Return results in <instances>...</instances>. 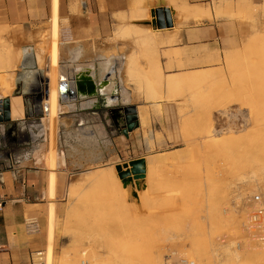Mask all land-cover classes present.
<instances>
[{
    "label": "rangeland",
    "instance_id": "obj_1",
    "mask_svg": "<svg viewBox=\"0 0 264 264\" xmlns=\"http://www.w3.org/2000/svg\"><path fill=\"white\" fill-rule=\"evenodd\" d=\"M168 3L176 15L177 33L188 32L196 61L200 62L187 68L162 65L163 74L188 69L186 72L202 75L178 86H161L160 99L154 95L150 101L145 97L142 80L148 65L137 66L136 75L127 76L132 92L143 105L139 126L127 136L121 129L108 130L99 139L98 147L91 145L95 140L89 136H79L77 154L73 147L74 130L69 129L67 136L64 130L60 134V116L71 115L68 107L62 109L68 110L66 114L65 111L60 114L59 107L54 116L53 141L47 119L42 121L46 128L40 151L45 155L47 177L43 222L46 247L50 224L53 232L52 264H79V260L94 259V255L98 256L97 264H148L161 242L177 238L185 240L183 252L162 250V264H180V259L198 264L189 255L186 235L210 241L212 251L208 255L213 264H252L245 260L249 254L255 264H264V151L250 148L256 147L260 138L249 115L252 111L264 112V32H247L238 27L240 23L264 20V0H169ZM68 13L81 15L84 20L89 18V9L78 0L75 6L70 5ZM51 18L46 31L40 28L35 37V52L42 59L40 65L47 64L49 41H55ZM58 24L67 28L71 23L65 16ZM75 39L89 40L85 33L77 34ZM22 51L19 50L20 58ZM241 74L252 81L242 80L238 84ZM140 83L143 84L138 88ZM232 110L239 112L233 116ZM36 127L39 130L37 122ZM214 133H219L223 140L236 137L240 150L246 152L236 162L233 159L234 166L229 170L226 163L225 170L216 168L219 155L224 157L221 145L227 140L216 144L219 137ZM41 138L37 131L36 141ZM75 157V161L81 158L82 164L66 169L65 160ZM142 157L146 176H131L124 185L115 165ZM51 170L56 174L54 195L48 186ZM97 170L110 171L105 181L90 178ZM81 250L84 255H79ZM46 251L45 248L44 264ZM75 252L78 260H72ZM227 258L233 263L227 262Z\"/></svg>",
    "mask_w": 264,
    "mask_h": 264
},
{
    "label": "crops",
    "instance_id": "obj_2",
    "mask_svg": "<svg viewBox=\"0 0 264 264\" xmlns=\"http://www.w3.org/2000/svg\"><path fill=\"white\" fill-rule=\"evenodd\" d=\"M78 1L84 2L85 8L89 9L86 20L81 15L68 13L70 5L75 6L77 0H56L58 20L68 16L71 23L67 28L58 24L57 48L60 52L57 77L63 74L81 83L92 82L96 93L90 95L96 101L93 105H82V99L70 100L67 97L60 103V114L67 113L68 110H62L63 107L67 109L66 103L71 104L68 107L71 115L60 116V134L61 130L65 135L69 129L74 130L75 154L79 152L76 146L79 136H89L95 140L91 141V145L98 147L99 139L105 137L108 130L121 129L124 121L120 108L123 106H136L140 124V108L143 105L132 92L127 76L131 56L137 66L148 65L156 56L161 65H176L179 56L181 63L194 60V44L189 40L187 31L171 36L175 24L161 30L151 25V10L171 8L169 0ZM52 4L53 0H0V75H14L13 89L5 94L0 89V98H9V121L0 122V264H33V253H44L46 248L43 215L47 177L45 155L40 151L45 142L41 138L46 128L42 126L45 116L41 118V126L37 123L40 127L37 130L32 98L34 93L43 91L46 78L50 80V59L47 64L40 65L35 52V37L40 28L42 32L46 31L52 17ZM156 30L160 42L156 45L144 44L146 34H154ZM83 33L88 34L89 40L75 39L77 34ZM64 34H68L69 38L66 39ZM51 44L49 41L50 47ZM20 49L31 53L24 59L25 66L22 55L19 60L12 58H16L15 54ZM12 65H15L14 69ZM80 66L90 67L82 71ZM30 71L33 75L29 81ZM173 72L169 70L168 74ZM101 80L108 81V84L101 88ZM36 88L38 91H35ZM18 96L21 115L15 116L12 103ZM37 131L40 141H36ZM117 135L121 137L122 134ZM69 160H65L66 169L82 164L81 158L78 161H75L76 157ZM59 183L61 186L62 181L59 180ZM29 218L38 224L34 232L26 227Z\"/></svg>",
    "mask_w": 264,
    "mask_h": 264
},
{
    "label": "bare ground",
    "instance_id": "obj_3",
    "mask_svg": "<svg viewBox=\"0 0 264 264\" xmlns=\"http://www.w3.org/2000/svg\"><path fill=\"white\" fill-rule=\"evenodd\" d=\"M168 8V7H167ZM170 9V13H171V19L174 25V19H175V13L174 11ZM151 14V12H150ZM152 17V15H151ZM53 19V35L55 36V41H53V43L51 44V51H50V69H49V92H48V97L44 98L42 101V107L44 108L46 114L48 115L47 118L45 117L44 119H47V128L48 133L50 135L51 141L54 140V135L56 132L55 129V119L54 116L57 113L58 108L60 107V103H62L64 101V96L62 94V92L67 91L68 88H70L71 90H74L75 86H76V82H79L78 80L75 81L72 78H66L63 74H59L57 77V67H58V53H57V42H56V36H57V21H58V10H57V3L56 0H53V4H52V18ZM151 20H153V17L151 18ZM152 25V24H151ZM172 25V26H173ZM171 26V27H172ZM171 27H163V28H156L155 29H166V28H171ZM175 29L172 31L173 34H171V36H173L174 34L177 33V28L175 26H173ZM238 27L244 31H258L264 32V20H256V22H250V23H240L238 24ZM147 36H145L143 43H147V44H158L160 42V37H159V33L156 30L155 33H151V34H146ZM150 52V51H149ZM30 55L31 53H27V51L24 49L22 51V60H23V64L25 66V58L27 55ZM37 58L41 61V56H39L38 54ZM15 57H12L14 60L15 59H20V52L17 51V53L15 54ZM11 58V57H10ZM9 58V59H10ZM38 60V61H39ZM134 57H130L129 61H128V65H127V72L130 74H133V76L136 75V70L137 65H134ZM39 61V62H40ZM200 61H196V56L194 55V60L189 59L187 61H185L184 63H181L180 61V56L177 58V64L178 66H183L182 68H187L188 66H194L196 63H199ZM90 66H80V68L82 69V71H84L85 69H88ZM15 68V65H12V69ZM80 69V70H81ZM79 70V71H80ZM188 69L184 70L182 73H166L165 75L163 74V66L161 65V63L159 62L157 56L156 58L151 59L148 62V68L146 70V72L143 73L142 76V80L144 81L143 83H140L137 85L138 88H141V85H144V93H145V97L148 98L150 101H153V97L154 95H157L158 100L160 99L158 96V94L160 93V91H158V88H161V86H177L179 84H183L184 81H188V80H194L196 77H198V75H202L203 73H195V72H186ZM135 71V72H134ZM141 74V73H139ZM33 75V73L30 71L29 72V81L32 80L31 76ZM138 76V75H137ZM137 80V79H136ZM141 80V78H140ZM246 81V82H251L252 78L251 77H246L244 76V74L238 78V81L240 84L241 82ZM14 75L13 73L10 74H3L0 75V89H2V92L5 93H9L14 86ZM26 81V80H24ZM28 81V82H29ZM139 80H137L136 82H138ZM165 83V84H164ZM106 84H108V81L106 80H101L99 82V86L102 88L104 87ZM158 85V86H157ZM240 86V85H239ZM169 89V88H168ZM85 96V98H80L83 100L82 105H93L96 103L95 100L91 99L90 96L87 97V95L82 94L81 92H77V98L79 97H83ZM150 97V98H149ZM20 96L16 97L15 99H13V103H12V107H13V114L15 116H20L21 115V104H20ZM66 101V100H65ZM67 107H70L71 104L66 103ZM159 106V105H158ZM239 112V110H237ZM236 110H232V115L235 116L236 113H238ZM248 111V110H247ZM143 112V110H141L140 108V113ZM244 111L240 112V115H242ZM252 115L253 119H254V131H256V135L257 137H259V142L257 143L256 147L255 145H251L250 148H257L264 151V112L263 111H252L249 113V115ZM43 119V121H44ZM214 136L219 137L218 140H216V144L219 143V141L223 140L224 137H220L221 135L219 133H214ZM238 137V136H237ZM213 138V137H212ZM239 138V137H238ZM227 140V141H226ZM226 141V142H225ZM223 142H225L223 145H221V150L224 152V157L221 158V155H219L220 160H218V163L216 165V168L218 171H222L225 170V163L228 165V170L231 169L233 164V159H235V162L240 159L241 157H243L245 155L246 152H244V150L242 151V149L240 150L239 146H238V141H236V137L230 136L227 139L223 140ZM54 144V143H53ZM51 151L54 153V150L51 149ZM54 158H51V162H53ZM239 167V166H238ZM146 168V166H145ZM214 168V167H213ZM237 168V167H235ZM108 172L110 171H106V170H97L94 173H91L89 176L91 179H95L97 181H105L108 177ZM111 173L113 174V172L111 171ZM146 176V173H145ZM116 182L119 184L120 186V181L117 179ZM55 185H56V174L54 170L49 171L48 173V186L50 189V193L51 195H54L55 193ZM133 196H135V193L132 194ZM52 217V208H50V220ZM51 223V222H50ZM50 230H49V234L47 237V260H46V264H52V254H53V247H52V238H53V232L51 230V224H50ZM215 228H218V224H215ZM210 239H212V235H209ZM214 237V236H213ZM186 241H188L189 245H190V251H189V255H191L193 258L197 259L198 264H213L212 260L209 259V255L208 252L212 251L211 250V246H210V241L206 238V237H193L190 235H186L185 236ZM185 248V240L177 238L175 240H170L168 243L165 242H161L157 248V250L155 251L154 255L150 256V258L148 259L147 263L148 264H162L161 262V257H160V252L164 249H168L169 251L173 252V253H181L183 252ZM214 251V250H213ZM85 252L84 250H81V254L79 255H84ZM78 252H75V254L72 257V260H78ZM94 259H90V258H85L83 260H79V264H97L96 261L98 260V256L94 255L93 256ZM97 258V260H96ZM246 262L249 261L252 264L256 263V260L251 256V254H249L248 256L245 257ZM227 262H231L233 263L234 260H231L229 258L226 259ZM241 261V260H240ZM239 261V262H240ZM192 264H196L195 261L192 260L191 262Z\"/></svg>",
    "mask_w": 264,
    "mask_h": 264
},
{
    "label": "water",
    "instance_id": "obj_4",
    "mask_svg": "<svg viewBox=\"0 0 264 264\" xmlns=\"http://www.w3.org/2000/svg\"><path fill=\"white\" fill-rule=\"evenodd\" d=\"M151 15L153 17V20H151V24L153 27L156 28H163V27H171L173 25L172 19H171V13L170 9L167 7H158L151 10ZM93 87V88H92ZM87 88V90H86ZM35 91H38L36 88ZM34 91V92H35ZM49 92V80L46 78L43 86V91H39L38 93L33 94V104H34V111L36 122L38 124L41 123V118L43 117L44 109L39 108L40 104H42V101L44 98L48 97ZM77 92H81L82 94L88 96L91 95V93H95L94 91V85L92 82L83 81L76 82V86L74 90H71L70 88L67 89V91L62 92L64 97H67L68 99H71L73 97L77 98ZM96 94V93H95ZM79 98H85L79 97ZM122 110V118L124 121L123 127L121 128V132L127 136L128 132L132 131L136 127H138V117L136 112V106L135 105H126L120 108ZM45 111V110H44ZM9 121V98H0V122H7ZM146 162L145 159L137 158L130 160L127 163H123L122 165L117 164L115 165V169L117 171L118 177L122 180L123 184L125 185L128 178L133 176L134 178H144L145 172H146Z\"/></svg>",
    "mask_w": 264,
    "mask_h": 264
},
{
    "label": "built area",
    "instance_id": "obj_5",
    "mask_svg": "<svg viewBox=\"0 0 264 264\" xmlns=\"http://www.w3.org/2000/svg\"><path fill=\"white\" fill-rule=\"evenodd\" d=\"M255 199H258L257 197ZM2 210V203L0 202V211ZM26 227L28 228L29 231H36L38 229V224L34 219H30L26 223ZM32 263L33 264H44L43 260V253L42 251H36L33 253L32 257ZM180 264H192L190 260L187 259H180L179 260Z\"/></svg>",
    "mask_w": 264,
    "mask_h": 264
}]
</instances>
